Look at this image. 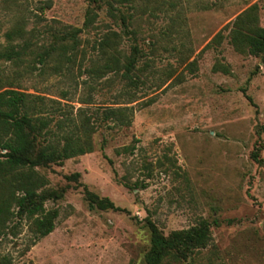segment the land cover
I'll use <instances>...</instances> for the list:
<instances>
[{
    "label": "rangeland",
    "instance_id": "374dc122",
    "mask_svg": "<svg viewBox=\"0 0 264 264\" xmlns=\"http://www.w3.org/2000/svg\"><path fill=\"white\" fill-rule=\"evenodd\" d=\"M253 6L264 27V0H0V43L21 18L38 45L53 41L48 27L82 29L72 61L22 77L0 61V77L43 98L51 140L89 135L93 147L36 169L54 229L37 238L32 221L14 215L0 234V264H145L148 222L168 237L203 220L209 244L164 264H264V60L228 39ZM112 31L121 61L136 55L129 75L97 72V42ZM84 187L122 211L90 209Z\"/></svg>",
    "mask_w": 264,
    "mask_h": 264
},
{
    "label": "trees",
    "instance_id": "16d2710c",
    "mask_svg": "<svg viewBox=\"0 0 264 264\" xmlns=\"http://www.w3.org/2000/svg\"><path fill=\"white\" fill-rule=\"evenodd\" d=\"M91 21L92 17L87 14L85 25ZM34 32V28L26 30V20L21 18L3 34L5 41L0 43V61L21 68L18 77L31 74L38 66L39 69L44 68L51 60L72 61L82 29L64 26L53 31L48 27L45 34L49 33L53 41L47 45H38ZM228 39L237 53L264 60V27L258 25L255 6L235 18ZM221 40L223 35L219 32L213 42L219 44ZM120 43V34L113 31L97 42L96 50L104 59L102 69L97 71L99 75L117 69H123V74L129 75L135 68L136 55H124L121 61ZM133 51L137 53L138 49L134 47ZM213 70L228 74L223 66H214ZM3 84L0 77V234L5 224L16 215L31 220L35 236L43 238L53 231L57 213L44 209L49 195L42 189L47 182L36 169L51 164L60 165L65 160L91 153V137L68 134L62 139L51 140V133L47 130L50 121L39 116L43 110V98L12 87L6 88ZM104 114L108 118L116 111L109 110ZM260 134L264 140V124L260 127ZM128 150L124 148V151ZM73 176L76 179L79 174ZM84 190L90 209L122 211L109 199L99 198L86 187ZM147 226L150 230V249L145 256V264L179 262L195 250L205 248L211 238L209 225L204 220L188 230L172 232L168 237L160 234L153 223L148 222Z\"/></svg>",
    "mask_w": 264,
    "mask_h": 264
}]
</instances>
